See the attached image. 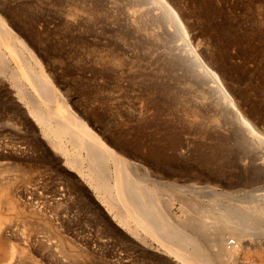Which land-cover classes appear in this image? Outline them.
Listing matches in <instances>:
<instances>
[{
	"label": "rangeland",
	"instance_id": "rangeland-1",
	"mask_svg": "<svg viewBox=\"0 0 264 264\" xmlns=\"http://www.w3.org/2000/svg\"><path fill=\"white\" fill-rule=\"evenodd\" d=\"M0 15L136 180L177 198L153 236L121 225L40 132L8 57L0 183L16 206L0 264L11 249L20 264H186L167 249L188 234L217 262L218 232L264 242V0H0ZM247 251L223 264H264V243Z\"/></svg>",
	"mask_w": 264,
	"mask_h": 264
},
{
	"label": "bare ground",
	"instance_id": "bare-ground-1",
	"mask_svg": "<svg viewBox=\"0 0 264 264\" xmlns=\"http://www.w3.org/2000/svg\"><path fill=\"white\" fill-rule=\"evenodd\" d=\"M0 47L6 51V54H0V67L8 57L18 67L19 79L16 81L11 77L12 84L17 89L19 99L24 101L28 113L37 123L40 132L50 139L53 147L60 150L67 163L87 181L96 193L108 194V197L103 196L102 201L110 213L114 212L113 218L117 219L121 225L129 227V230L137 235L143 232L147 236H153L154 232L163 230L168 222V214L165 211L177 198L170 197L169 201L162 205L155 192L160 182L150 177L141 182L136 180L130 168L133 162L122 154L116 153L72 110L31 48L1 15ZM4 72V70L1 71V73ZM26 86L32 88L33 96L37 97L38 103L32 102L27 94ZM48 102L52 103V107L47 104ZM69 145L73 151L68 149ZM10 186V182L0 183V233L7 231L10 224L7 212L16 206ZM227 214L225 215L227 220L232 218V213L228 216ZM244 236L234 237L229 241L223 232H218L216 241L211 245L219 258L217 262L210 259L208 252L206 253L195 242V236L193 237L192 234L182 237L185 250L177 251L169 248L167 252L175 254L186 264H195L194 262L223 264L224 259L231 261L246 255L249 245L256 247L264 243L261 239H245ZM192 245L195 247L186 250ZM13 254L14 251L11 249L10 264H20L25 258V255Z\"/></svg>",
	"mask_w": 264,
	"mask_h": 264
}]
</instances>
